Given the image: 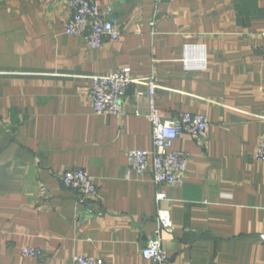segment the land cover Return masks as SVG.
Wrapping results in <instances>:
<instances>
[{
	"label": "crops",
	"instance_id": "obj_1",
	"mask_svg": "<svg viewBox=\"0 0 264 264\" xmlns=\"http://www.w3.org/2000/svg\"><path fill=\"white\" fill-rule=\"evenodd\" d=\"M98 2L122 37L91 49L66 33L68 0H0V264H151L141 252L159 209L175 228L162 232L168 264H264V0ZM124 67L123 113H96L92 77ZM151 78L163 117L210 120L205 139L176 142L189 155L183 186L128 168V151L153 149L140 96ZM76 169L98 185L92 215L62 185Z\"/></svg>",
	"mask_w": 264,
	"mask_h": 264
},
{
	"label": "built area",
	"instance_id": "obj_2",
	"mask_svg": "<svg viewBox=\"0 0 264 264\" xmlns=\"http://www.w3.org/2000/svg\"><path fill=\"white\" fill-rule=\"evenodd\" d=\"M99 0H68V7L72 13L66 27L70 37H79L91 49L100 48L109 40H119L121 32L114 23L103 15ZM155 26V21L150 24ZM188 49V47H187ZM264 60V48H263ZM189 59L184 65L189 67ZM205 63H201L204 66ZM134 82L129 67L116 72L96 75L92 77L88 98L94 111L98 114L120 116L123 113V102L129 86ZM158 85L154 78L148 79L147 94L140 96L148 98L149 111L147 119L152 126L153 149L150 151L131 150L127 152L128 168L130 173L144 177L149 171L157 185L183 186L186 181L189 155L176 149L177 140L183 135H190L196 139H205L210 126L209 118L204 114L183 113L177 118L168 119L161 115L156 102V89ZM136 115L140 116L137 112ZM254 159L264 163V136L255 152ZM65 189L76 194L78 205L85 207L88 214H94L93 206L99 198V188L92 176L86 171L76 169L64 171L61 176ZM165 193L157 194V201H165ZM157 237L151 240L141 252L142 258L151 264H168L169 257L162 243V232H174V224L169 211L159 209L157 215ZM264 243V236H262ZM24 257L40 258L42 251L25 247L22 251ZM65 264H108L101 258L76 256Z\"/></svg>",
	"mask_w": 264,
	"mask_h": 264
}]
</instances>
